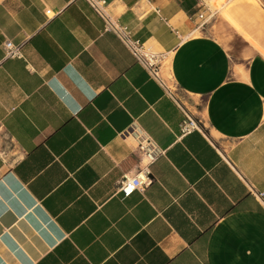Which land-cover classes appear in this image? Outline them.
<instances>
[{
	"label": "crops",
	"instance_id": "1",
	"mask_svg": "<svg viewBox=\"0 0 264 264\" xmlns=\"http://www.w3.org/2000/svg\"><path fill=\"white\" fill-rule=\"evenodd\" d=\"M104 1L176 94L86 1L0 0V264H264V0L197 36L200 0ZM136 128L165 152L123 197Z\"/></svg>",
	"mask_w": 264,
	"mask_h": 264
},
{
	"label": "built area",
	"instance_id": "2",
	"mask_svg": "<svg viewBox=\"0 0 264 264\" xmlns=\"http://www.w3.org/2000/svg\"><path fill=\"white\" fill-rule=\"evenodd\" d=\"M89 6L100 16L105 22V29L113 31L128 48L133 57L144 67H146L154 80L158 81L164 86L168 92L173 96L172 92L164 83L158 60H162V56L155 54H147L142 44L138 40L131 38L130 32L126 27L119 26L115 23L109 13L107 12V4L104 0H84ZM201 6L207 7L205 0H200ZM48 13V11L46 12ZM202 20L200 27H203L207 21L202 14L198 16ZM5 57L7 58H22L21 48L14 45L10 41H5L3 44ZM159 58V59H158ZM185 109V108H184ZM185 119L180 124V133L182 135L192 131H200L201 125L194 120L185 109ZM131 135L135 142L134 153L138 156V166L132 173L124 174L118 188V192L123 197H128L134 191L143 192L152 183L151 165L156 162L158 158L164 155V150L160 149L152 138L140 128L132 129ZM255 196H262L263 194L254 193Z\"/></svg>",
	"mask_w": 264,
	"mask_h": 264
},
{
	"label": "rangeland",
	"instance_id": "3",
	"mask_svg": "<svg viewBox=\"0 0 264 264\" xmlns=\"http://www.w3.org/2000/svg\"><path fill=\"white\" fill-rule=\"evenodd\" d=\"M233 2V0H212L211 3H213V8L209 5V4H206L207 5V9L210 10L211 14H209L206 19L213 15V17L211 18L210 21H207L203 27L200 28V30L198 32H196L194 35L197 36V35H200L201 33H204L206 35H209L210 33L212 34V26H211V23L214 22V20L217 18V17H220V12L217 13V11L220 9V8H223L225 6H227L229 3ZM209 12V13H210ZM228 35H231L232 34V30H231V26L229 25L228 23ZM219 35L222 36V34L219 33ZM145 52L148 54L149 52L147 51V49H145ZM150 54V53H149ZM152 54V53H151ZM155 54V53H153ZM159 59V58H158ZM158 64L160 65L161 68H165L167 65H168V60L165 58H163L162 60H158ZM161 77L163 79V81L166 83V86H168L169 90L172 92V94H176V91L175 89L173 88V86L170 84L169 82V77L168 75L164 76L163 77V74H161Z\"/></svg>",
	"mask_w": 264,
	"mask_h": 264
},
{
	"label": "bare ground",
	"instance_id": "4",
	"mask_svg": "<svg viewBox=\"0 0 264 264\" xmlns=\"http://www.w3.org/2000/svg\"><path fill=\"white\" fill-rule=\"evenodd\" d=\"M147 49V51L149 52V53H153V51L151 50V48L150 47H147L146 48ZM194 119V118H193ZM195 120V119H194ZM197 121V120H196ZM198 122V121H197ZM199 123V122H198Z\"/></svg>",
	"mask_w": 264,
	"mask_h": 264
}]
</instances>
